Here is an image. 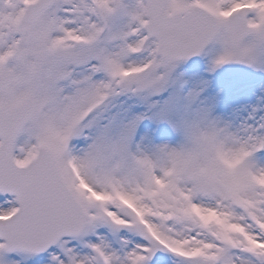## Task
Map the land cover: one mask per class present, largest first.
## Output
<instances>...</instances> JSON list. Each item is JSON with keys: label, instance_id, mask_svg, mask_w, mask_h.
Segmentation results:
<instances>
[{"label": "snow or ice", "instance_id": "1", "mask_svg": "<svg viewBox=\"0 0 264 264\" xmlns=\"http://www.w3.org/2000/svg\"><path fill=\"white\" fill-rule=\"evenodd\" d=\"M0 264H264V0H0Z\"/></svg>", "mask_w": 264, "mask_h": 264}]
</instances>
